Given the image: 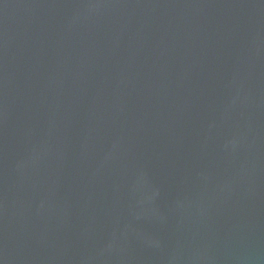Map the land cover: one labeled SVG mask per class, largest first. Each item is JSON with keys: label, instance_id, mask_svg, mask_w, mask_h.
I'll return each mask as SVG.
<instances>
[{"label": "water", "instance_id": "95a60500", "mask_svg": "<svg viewBox=\"0 0 264 264\" xmlns=\"http://www.w3.org/2000/svg\"><path fill=\"white\" fill-rule=\"evenodd\" d=\"M0 264H264V0H0Z\"/></svg>", "mask_w": 264, "mask_h": 264}]
</instances>
